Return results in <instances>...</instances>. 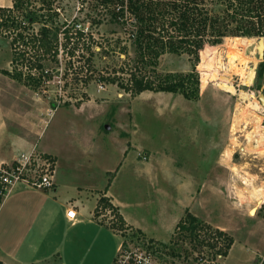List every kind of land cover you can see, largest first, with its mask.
Returning <instances> with one entry per match:
<instances>
[{
  "label": "rangeland",
  "instance_id": "1",
  "mask_svg": "<svg viewBox=\"0 0 264 264\" xmlns=\"http://www.w3.org/2000/svg\"><path fill=\"white\" fill-rule=\"evenodd\" d=\"M114 2L30 0L29 10L37 11L43 6L44 19L51 27L60 26L63 31L76 23L84 30L72 59L70 52L78 36L74 31L75 39L65 48L66 39L59 35L65 51L62 49L57 61L46 62V70L52 75L49 81L36 80L37 73L18 64L21 50L15 56L16 68L24 77L12 79L1 73L13 70L14 56L11 40L0 36V101L4 116L10 120L13 133L26 135L32 146L26 144L22 150L11 138L1 140L0 146L5 149L6 143L7 149L0 155L7 157L10 151L20 155L25 151L26 155L34 152L39 158H50L55 164L58 192L68 196L81 192L83 197L91 198L97 190L108 191L112 200L121 203L123 212L136 219L147 214L159 216L160 212H165L162 217H169L180 213L187 204L194 213L203 211L232 228L239 223V214L243 221L258 212L263 216L264 106L258 95L264 94V73L257 80L264 63L257 51L260 37L217 40L219 46L211 61L194 50L195 43L187 52H167L157 60L146 54L138 72L155 76V80L184 79L190 98L181 93L150 91L132 96L117 85L100 82L101 76L114 74L126 82L128 75L124 72H129L139 57L138 47L130 41L133 23L128 17L117 18ZM12 5L13 0H0V7ZM233 37L240 39L232 40ZM229 50L232 63L235 52L239 55L232 66L226 59ZM222 75L231 84L222 82ZM258 84L260 89L256 90ZM30 121L38 128V133L31 136ZM18 126L26 129L18 130ZM225 149L231 150V160L223 159ZM144 153L148 154L146 159ZM51 189L50 194L54 192ZM257 189L262 190L259 201ZM43 200L47 203L48 199L34 201L45 206ZM113 207L114 210L104 207L95 212L120 234L104 233V245L112 247L113 254L123 238L135 245L153 242L136 229L121 226L120 211ZM187 212L189 209L185 215ZM198 220L201 226L193 241L182 238L178 226L168 243L154 241L159 256L170 261L184 257L191 264H196V255L208 261L215 259L222 245H207L212 235L202 225L210 226L214 232L220 229ZM54 233H65L66 238L59 236L60 241L64 240L60 252L65 258L67 252L71 258L74 252L85 255L87 251L80 242L88 244L101 237L91 227L67 230L62 224L54 226L48 236L55 237ZM218 260L223 262V258ZM53 264L60 261L56 259Z\"/></svg>",
  "mask_w": 264,
  "mask_h": 264
},
{
  "label": "trees",
  "instance_id": "2",
  "mask_svg": "<svg viewBox=\"0 0 264 264\" xmlns=\"http://www.w3.org/2000/svg\"><path fill=\"white\" fill-rule=\"evenodd\" d=\"M46 0H44L45 2ZM105 1V0H104ZM113 9L122 20V16L128 17L133 23V31L130 34V41H134L139 50V57L134 59L131 70L127 73L126 82L114 74V76H101L100 82L110 83L119 86L132 96L139 95L145 91L181 93L184 97L190 98L186 81L155 80V76H146L138 72L139 65L145 63L146 54L155 56L157 60L165 53H182L194 50L201 53L203 58L213 59L219 42L225 37H264V0H114ZM30 0H13L12 7H0V36L10 39L14 58L11 61L13 70H2L1 73L12 78L21 80L24 77L22 71H17V51L21 50V60L18 64L29 72L37 73L36 80L45 79L49 81L52 75L46 70V62L55 60L64 53L63 44L59 35H64L67 44L73 38L75 31L77 43L70 52V58L75 56L79 42L84 32L77 29L76 23L64 29L51 27L46 23L42 11L43 6L36 10H29ZM43 3V2H42ZM127 21V20H126ZM38 25L39 28L36 29ZM61 29V30H60ZM157 35V37L154 35ZM231 39V38H230ZM240 38L233 37L232 40ZM195 43V44H194ZM194 44V45H193ZM158 47V48H157ZM63 49V53L62 52ZM158 49V50H157ZM235 52L234 63L230 61L231 51L226 54L229 66L234 65L239 55ZM211 57V58H210ZM17 64V65H18ZM210 67L211 65L208 64ZM15 71V73L13 72ZM264 73V63L260 65L257 80L260 81ZM46 74V76H44ZM217 77V76H215ZM222 82L229 83V78L220 76ZM205 83V82H204ZM204 86V84H203ZM260 85L256 86V90ZM112 208L107 197H101L96 214L100 208ZM264 209V207H263ZM95 214V215H96ZM178 223L182 238L189 237L192 241L197 238V230L201 226L197 217L189 212ZM121 226L125 221L121 215L118 216ZM203 228L212 231L210 226ZM218 236H224V248L226 256L233 244V239L221 230H215Z\"/></svg>",
  "mask_w": 264,
  "mask_h": 264
},
{
  "label": "crops",
  "instance_id": "3",
  "mask_svg": "<svg viewBox=\"0 0 264 264\" xmlns=\"http://www.w3.org/2000/svg\"><path fill=\"white\" fill-rule=\"evenodd\" d=\"M4 113L0 101V141L5 140L4 142H6L7 139L11 138L16 141L15 145L22 150L26 149V144L31 146L28 143L30 139L26 135L19 132L13 133L9 125L11 124L9 123L10 120L4 116ZM36 124L33 121L29 122V136L38 130L34 127ZM24 127L18 126V130L19 128L26 129ZM4 148L0 146V151H6V143ZM24 152L20 155L19 152L15 151L7 152V157L0 155V162L11 163ZM174 182L176 181L174 180ZM57 186L58 181L55 177L54 186L51 189L54 192L51 194L50 189H47L48 192H41L45 190L37 191L33 188L18 187L0 205V263L53 264L58 259L60 264H112L120 243L113 254L112 247L108 248L104 245V233H115L116 231L112 229L108 221L101 220L95 215L100 198L107 197L110 203L119 209L125 226L136 229L151 241L168 243L172 239L178 223L185 216L186 209H189L193 216L206 221L214 228L228 232L233 239V244L228 250L224 264H264V215L259 216V212L245 221L239 214L240 221L233 228L217 222L208 214L201 213L203 211L194 213L188 204L182 207L180 213H175L169 217L166 215L162 217L165 212H160L159 216L151 217L150 214H147L150 220H147L146 216L143 219H136L125 214L119 206L121 203L112 200L108 191L97 190L96 193L91 194V198L83 197L81 192L75 193L74 196H68L58 192ZM34 194L37 196L32 197ZM43 197L48 199L47 203L43 200L45 206L39 201H34L43 199ZM70 206H74L78 214L74 222L68 220L66 216V211ZM60 224L67 230L91 227L101 237L98 236L97 240L95 238L88 244L83 241L80 242L83 251H87L85 255L74 252V256L71 258V254L67 252L65 258L60 252L64 240H59V236L66 238L65 233H54L55 237L48 236L51 229L54 226H60Z\"/></svg>",
  "mask_w": 264,
  "mask_h": 264
},
{
  "label": "built area",
  "instance_id": "4",
  "mask_svg": "<svg viewBox=\"0 0 264 264\" xmlns=\"http://www.w3.org/2000/svg\"><path fill=\"white\" fill-rule=\"evenodd\" d=\"M125 1V0H124ZM77 29L82 30V25L78 24ZM148 156L144 153V159ZM54 162L50 158H39L38 154H23L14 162H0V205L7 196L18 187H27L37 190H47L54 186L56 169ZM68 220L74 222L77 219V211L74 206H70L66 211ZM211 232V242L207 245H222L216 252V258L208 261L204 256L196 255V264H224L225 255L224 236H218L216 232ZM123 237V236H122ZM219 262L218 259H222ZM3 264V263H0ZM112 264H191L186 258L180 260H166L157 253L156 243L148 241L142 245H135L123 238L118 250L117 256Z\"/></svg>",
  "mask_w": 264,
  "mask_h": 264
},
{
  "label": "bare ground",
  "instance_id": "5",
  "mask_svg": "<svg viewBox=\"0 0 264 264\" xmlns=\"http://www.w3.org/2000/svg\"><path fill=\"white\" fill-rule=\"evenodd\" d=\"M252 58V57H251ZM245 61V60H244ZM245 65H246V67L247 68H249V62H246L245 63ZM244 67V66H243ZM244 71V70H243ZM245 76V75H244ZM245 113L247 112V111H244ZM249 113V112H248ZM254 113V112H253ZM257 113V112H256ZM247 114V113H246ZM252 114V113H251ZM243 115V114H242ZM257 116V114L255 115V117ZM259 116V115H258ZM247 117H250V116H247ZM251 118V117H250ZM241 119V118H240ZM247 120H249V119H247ZM255 120V119H254ZM256 123H258V122H256ZM260 123V122H259ZM257 125V124H256ZM255 133V132H254ZM255 136V135H254ZM253 136V137H254ZM248 137V136H247ZM263 136L261 135V138H262ZM248 141H249V139H248ZM256 141H257V139H256ZM235 142V141H234ZM250 143V142H249ZM258 143V142H257ZM252 144V143H251ZM258 145V144H257ZM231 149V148H230ZM223 153V155H222V157H223V159L226 161V160H229L230 159V157H231V150H228V149H225L224 150V152H222ZM231 160V159H230ZM221 161V160H220ZM235 165V164H234ZM236 166V165H235ZM233 169L235 170V168L233 167ZM232 169V170H233ZM233 170V171H234ZM236 173V172H235ZM239 176V175H238ZM249 180V179H248ZM250 181V180H249ZM249 181H245V184L247 185H250V182ZM252 184H253V182H252ZM248 188V187H247ZM250 189V188H249ZM245 190V189H244ZM254 190H256V189H254ZM258 190V189H257ZM237 191V190H236ZM240 192H242V191H240ZM251 192V191H250ZM256 192H258V194L256 195L257 196V198H256V201H259L260 199H261V195H262V190L261 189H259L258 191H256ZM243 195V194H242ZM244 196V195H243ZM242 196V197H243ZM250 196V195H249ZM260 196V197H259ZM252 199V198H251ZM262 201V200H261ZM241 204V203H240ZM256 204V203H255ZM259 205V204H258ZM256 206V205H255ZM255 208V207H254ZM256 209V208H255ZM251 211V215H253L254 213H255V210H250Z\"/></svg>",
  "mask_w": 264,
  "mask_h": 264
},
{
  "label": "water",
  "instance_id": "6",
  "mask_svg": "<svg viewBox=\"0 0 264 264\" xmlns=\"http://www.w3.org/2000/svg\"><path fill=\"white\" fill-rule=\"evenodd\" d=\"M258 57L261 61H264V37H260L257 45ZM260 104L264 106V94L258 95Z\"/></svg>",
  "mask_w": 264,
  "mask_h": 264
}]
</instances>
